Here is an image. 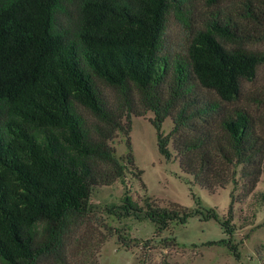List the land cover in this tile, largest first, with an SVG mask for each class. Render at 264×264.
<instances>
[{
	"label": "trees",
	"instance_id": "obj_1",
	"mask_svg": "<svg viewBox=\"0 0 264 264\" xmlns=\"http://www.w3.org/2000/svg\"><path fill=\"white\" fill-rule=\"evenodd\" d=\"M170 2L0 0V264H64L65 241L85 220L94 187L111 186L127 167L144 187L130 150L131 116L152 112L158 153L169 160L171 142L180 170L209 194L239 179L248 193L255 188L264 136L245 109L227 111L223 104L264 65V52L248 49L264 39V29L215 16L195 33L186 57L171 58L160 52ZM173 3L181 7L184 0ZM263 14L250 0L244 4L251 24L264 27ZM98 84L117 92L115 105ZM167 118L173 127L163 136ZM116 134L126 139L120 160L110 146ZM229 196L222 223L213 212L176 203L161 207L146 198L139 205L127 193L117 207L123 213L108 214L143 215L157 237L195 216L214 220L228 239L207 244H223L238 259ZM89 235L76 254L90 249ZM99 236L97 248L107 239Z\"/></svg>",
	"mask_w": 264,
	"mask_h": 264
},
{
	"label": "rangeland",
	"instance_id": "obj_2",
	"mask_svg": "<svg viewBox=\"0 0 264 264\" xmlns=\"http://www.w3.org/2000/svg\"><path fill=\"white\" fill-rule=\"evenodd\" d=\"M247 1L220 0L209 6L203 0H184L183 6L178 7L172 0L161 39V55L186 57L195 33L205 30L206 24L215 16L229 15L233 21L249 29H264L243 18ZM250 2L251 7H259L264 12V0ZM248 49L264 52V39L249 45ZM98 86L109 105H115L117 92L102 84ZM207 95L213 98L210 93ZM223 105L227 111L245 109L253 117L257 131L264 136V65L258 68L252 80L242 81L240 94L234 101ZM82 115L92 120L86 111H82ZM153 118L152 112L141 118L131 116L130 150L136 171H142L140 179L144 187L134 178L135 171L128 167L124 177L111 186L94 187L85 220L65 241L64 264H264V160L258 182L249 193L248 187L239 179L237 186L230 184L226 189H217L214 194H209L180 170L171 142L168 145L169 160L158 153L156 132L149 122ZM172 127L171 119L167 118L161 126L163 136H167ZM213 128L217 130L215 126ZM110 146L118 160L127 153L126 139L122 134H116ZM126 193L139 205L148 198L161 207L176 203L188 211L199 210L204 215L213 212L220 223L227 219L229 195L233 193V220L229 226L234 232L230 242L236 246L239 258L236 259L223 244H207L228 239L214 220L203 221L202 217L195 216L189 218L185 225L157 237L154 225L143 215L122 219L109 215L123 213L117 207L122 205ZM88 232L92 234L88 237L92 246L76 254L75 249ZM99 233L106 235L107 239L97 248L101 238ZM173 237L175 243L172 242ZM165 242L171 247L164 248Z\"/></svg>",
	"mask_w": 264,
	"mask_h": 264
}]
</instances>
